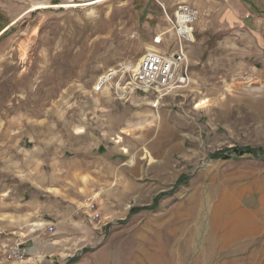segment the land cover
<instances>
[{
    "label": "rangeland",
    "instance_id": "obj_1",
    "mask_svg": "<svg viewBox=\"0 0 264 264\" xmlns=\"http://www.w3.org/2000/svg\"><path fill=\"white\" fill-rule=\"evenodd\" d=\"M178 3L199 11L189 84L119 98L126 75L95 92L108 69L134 71L155 35L160 51L178 47ZM258 200L264 0H0V264H134L189 233L185 264L207 252L208 264H255L212 232Z\"/></svg>",
    "mask_w": 264,
    "mask_h": 264
},
{
    "label": "built area",
    "instance_id": "obj_2",
    "mask_svg": "<svg viewBox=\"0 0 264 264\" xmlns=\"http://www.w3.org/2000/svg\"><path fill=\"white\" fill-rule=\"evenodd\" d=\"M198 16L199 11L195 6L178 3L175 6L173 18L170 20L178 47L171 53L160 51L156 47L163 45V34L155 35L152 38V44L155 48L147 49L141 55L134 71H130L124 65L110 68L96 80L93 86L94 91H101L116 77L124 78L126 75H129V78L124 81L126 85L120 90L118 82L114 89L119 98H124L128 94L140 90L154 92L158 100L169 91L186 87L190 81L186 45L194 40L193 24ZM19 249L20 245L17 244L15 252L20 253Z\"/></svg>",
    "mask_w": 264,
    "mask_h": 264
},
{
    "label": "bare ground",
    "instance_id": "obj_3",
    "mask_svg": "<svg viewBox=\"0 0 264 264\" xmlns=\"http://www.w3.org/2000/svg\"><path fill=\"white\" fill-rule=\"evenodd\" d=\"M136 68L137 66L135 67V69ZM203 103L204 102H201L198 105H201ZM169 133L170 132L167 131L165 134L161 133L160 136L164 135L165 137L170 138L171 133ZM218 200L222 204L225 200V197H219ZM225 225L229 226L226 231L223 229L220 223L213 226L212 240L214 242H218L219 245H222V243L226 244L227 241L225 240H231L232 235H235L237 229L240 227L238 221H235V219L231 220V218L230 221H227ZM223 232L224 234H222ZM192 236L193 235L189 233L188 236L181 243H179V245L172 246V249L170 251H168V248L171 243L167 239L165 240L166 242L161 241L152 245L150 244L147 248H142L140 250L141 254L139 255V257L133 258L134 260L132 259V262L134 264H185L187 262L186 260L189 254V246L192 240ZM206 254L207 255L203 256L205 259V263L206 261L208 262V259L210 258V253L207 252Z\"/></svg>",
    "mask_w": 264,
    "mask_h": 264
},
{
    "label": "crops",
    "instance_id": "obj_4",
    "mask_svg": "<svg viewBox=\"0 0 264 264\" xmlns=\"http://www.w3.org/2000/svg\"><path fill=\"white\" fill-rule=\"evenodd\" d=\"M258 212H261L262 217L259 219L257 217ZM228 218L235 219L240 224V227L237 229L235 235H232L231 240L237 244L241 249H247L248 254L252 253L256 258L255 264L258 263V258L263 256L264 254V240L263 244L261 238L257 243V239L259 238V234L261 235L264 232V207L263 201L258 200L257 206L255 208H246L240 202L236 203L235 207L232 208L229 212H225ZM261 232V233H260ZM264 235V234H263ZM255 243V244H254ZM259 245L255 248L251 249L252 245ZM253 245V246H254ZM260 248V252L256 251V249Z\"/></svg>",
    "mask_w": 264,
    "mask_h": 264
},
{
    "label": "trees",
    "instance_id": "obj_5",
    "mask_svg": "<svg viewBox=\"0 0 264 264\" xmlns=\"http://www.w3.org/2000/svg\"><path fill=\"white\" fill-rule=\"evenodd\" d=\"M251 153L253 152V151H250ZM138 210V209H137Z\"/></svg>",
    "mask_w": 264,
    "mask_h": 264
}]
</instances>
